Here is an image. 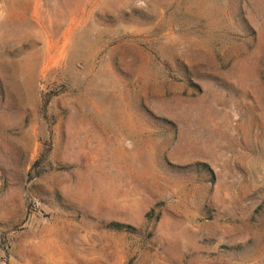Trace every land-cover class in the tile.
I'll return each mask as SVG.
<instances>
[{
	"label": "rangeland",
	"instance_id": "obj_1",
	"mask_svg": "<svg viewBox=\"0 0 264 264\" xmlns=\"http://www.w3.org/2000/svg\"><path fill=\"white\" fill-rule=\"evenodd\" d=\"M0 264H264V0H0Z\"/></svg>",
	"mask_w": 264,
	"mask_h": 264
},
{
	"label": "trees",
	"instance_id": "obj_2",
	"mask_svg": "<svg viewBox=\"0 0 264 264\" xmlns=\"http://www.w3.org/2000/svg\"><path fill=\"white\" fill-rule=\"evenodd\" d=\"M113 224V226H123L121 223H119V222H114V223H112ZM125 226H127L128 228H131V225H125Z\"/></svg>",
	"mask_w": 264,
	"mask_h": 264
}]
</instances>
